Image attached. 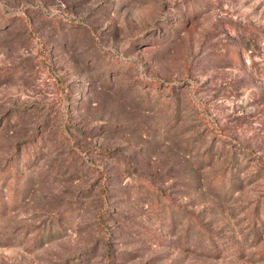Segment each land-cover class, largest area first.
<instances>
[{
	"label": "rangeland",
	"instance_id": "1",
	"mask_svg": "<svg viewBox=\"0 0 264 264\" xmlns=\"http://www.w3.org/2000/svg\"><path fill=\"white\" fill-rule=\"evenodd\" d=\"M0 264H264V0H0Z\"/></svg>",
	"mask_w": 264,
	"mask_h": 264
}]
</instances>
